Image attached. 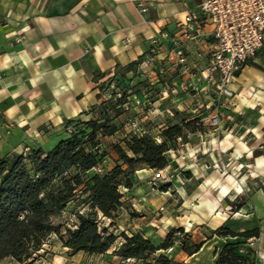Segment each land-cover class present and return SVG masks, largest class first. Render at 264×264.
<instances>
[{
  "label": "rangeland",
  "instance_id": "rangeland-1",
  "mask_svg": "<svg viewBox=\"0 0 264 264\" xmlns=\"http://www.w3.org/2000/svg\"><path fill=\"white\" fill-rule=\"evenodd\" d=\"M261 59L264 64V53ZM139 60L132 72L119 70L120 74L97 79L98 102L73 121L64 120L61 127L49 130L46 144L33 145L47 152L59 140L70 137L81 128L91 132L89 119L108 117L111 124L117 126L112 135L98 131L95 139L98 146L94 148H98L103 157L96 166L103 170L96 172L92 168L83 175L84 183L76 195L54 215L60 233L49 234L41 248L24 262L8 256L1 259L0 264H142L136 258L116 255V250L125 241L122 233L129 236L140 233L160 245L168 232L179 226L191 233L197 242L206 239L211 229L224 223L235 231L261 226L264 203L256 200V191L264 189V163L257 164L255 155L264 153V108L252 104L255 90L234 78L235 82L233 80L228 85L232 95H218L212 82H195L190 72L174 73L169 57L163 61L167 67L163 74L159 72L157 61L142 65L143 57ZM190 60L189 55L191 64ZM256 68L264 74L263 66ZM192 71L198 75L200 70L192 68ZM119 100H123L122 104H118ZM171 122L187 124L188 135L187 140L179 138L171 145L168 166L155 170L137 165L139 169L130 175L132 186H120L124 195L114 212L115 219L97 212L100 228L106 227L117 236L111 248L106 253L96 254L83 250L74 253L64 246L67 231L76 229L79 224L77 212L95 211L91 207L88 187L92 175L107 172L117 164L128 167L115 151V145L126 148L124 140L134 134H149L161 142L162 131ZM193 127L195 132L191 131ZM32 148L30 145L16 149L0 148V157L15 153L28 156ZM168 183L170 186L163 190L162 186ZM242 202L244 204L239 209L233 205ZM183 236L180 235L179 239ZM259 239H254L250 246L257 250ZM227 240L213 236L206 241L207 251L196 256L187 255L177 241L174 247L151 255L150 260L166 254L178 263L213 264ZM243 248L241 252H247V247Z\"/></svg>",
  "mask_w": 264,
  "mask_h": 264
},
{
  "label": "crops",
  "instance_id": "crops-1",
  "mask_svg": "<svg viewBox=\"0 0 264 264\" xmlns=\"http://www.w3.org/2000/svg\"><path fill=\"white\" fill-rule=\"evenodd\" d=\"M201 1L0 0V148L46 144L49 130L98 102L97 79L132 72L127 66L144 57L150 40L162 30H178L179 20ZM205 50L192 49V68L206 65ZM263 53L264 48L235 77L255 90L251 102L259 108L264 74L256 67H264ZM166 55L164 50L161 57ZM255 161L263 164L264 153ZM256 200L264 203L263 188ZM260 225L255 264H264V218ZM206 248L207 243L193 256Z\"/></svg>",
  "mask_w": 264,
  "mask_h": 264
},
{
  "label": "trees",
  "instance_id": "trees-1",
  "mask_svg": "<svg viewBox=\"0 0 264 264\" xmlns=\"http://www.w3.org/2000/svg\"><path fill=\"white\" fill-rule=\"evenodd\" d=\"M139 63L140 60H136L126 69L133 70ZM122 102L119 100L118 104ZM88 125L91 132L81 128L70 137L59 140L47 152L33 147L28 156L15 153L0 157V260L9 256L24 262L41 248L49 234L60 233L54 215L76 195L77 189L84 183L83 175L102 160V152L94 148L98 146L95 141L98 131L112 135L117 130L108 117L103 120L89 119ZM185 127L187 124L171 122L162 131L161 142L149 134H134L124 140L126 148L121 144L115 145V151L128 167L117 164L107 172L92 175L88 187L91 207L95 211L77 212L79 224L76 229L67 231L68 239L64 240V246L74 253L82 250L106 253L117 236L106 227L100 228L97 212L115 219L114 212L121 205L124 195L120 186H132L130 175L139 169L137 165L155 170L168 166L171 145L179 138L187 140ZM191 131L195 132V128H191ZM168 186L170 183L163 185V190ZM243 204L233 205L239 209ZM182 234L183 238L179 239ZM122 235L125 241L116 250V255L136 258L142 264H186L175 262L166 254H160L154 260H150V256L161 249L174 247L177 241H180L182 250L192 256L200 252L206 241L215 235L228 239L217 253L215 264H255L257 250L250 243L261 237V227L235 231L224 223L211 229L206 239L197 242L191 233L179 226L170 230L160 245H155L140 233ZM243 247H247V252H241Z\"/></svg>",
  "mask_w": 264,
  "mask_h": 264
},
{
  "label": "built area",
  "instance_id": "built-area-1",
  "mask_svg": "<svg viewBox=\"0 0 264 264\" xmlns=\"http://www.w3.org/2000/svg\"><path fill=\"white\" fill-rule=\"evenodd\" d=\"M139 6L142 11L147 10L145 3ZM178 25L175 32L162 30L150 40L142 65L155 60L163 74L167 68L163 61L169 57L174 71L190 72L195 82H212L218 95L231 96L233 92L228 85L264 48V0H202ZM202 45L206 46L207 63L196 75L192 73L189 55ZM164 50L168 55L161 57ZM93 169L103 170L101 166Z\"/></svg>",
  "mask_w": 264,
  "mask_h": 264
}]
</instances>
